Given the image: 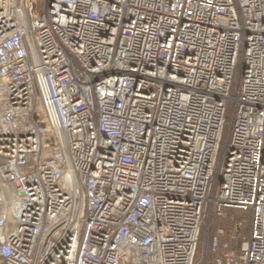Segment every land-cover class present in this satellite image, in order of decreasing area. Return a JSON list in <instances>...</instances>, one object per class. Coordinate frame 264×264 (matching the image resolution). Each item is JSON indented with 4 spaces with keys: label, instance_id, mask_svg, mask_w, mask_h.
I'll return each instance as SVG.
<instances>
[{
    "label": "built area",
    "instance_id": "1",
    "mask_svg": "<svg viewBox=\"0 0 264 264\" xmlns=\"http://www.w3.org/2000/svg\"><path fill=\"white\" fill-rule=\"evenodd\" d=\"M0 182V264H264V0H0Z\"/></svg>",
    "mask_w": 264,
    "mask_h": 264
},
{
    "label": "rangeland",
    "instance_id": "2",
    "mask_svg": "<svg viewBox=\"0 0 264 264\" xmlns=\"http://www.w3.org/2000/svg\"><path fill=\"white\" fill-rule=\"evenodd\" d=\"M42 11V3L39 4L38 6V12H41ZM1 182H0V188H1ZM234 216L235 218H237L238 220L237 221H240L241 219L245 218V215L238 212V211H234V210H225V219L226 220H218L217 223H216V226H223V224L225 223V221H227V219H229V217H232ZM227 223V222H226ZM244 229H242V232L243 230L244 231H247V227L244 226L243 227Z\"/></svg>",
    "mask_w": 264,
    "mask_h": 264
}]
</instances>
